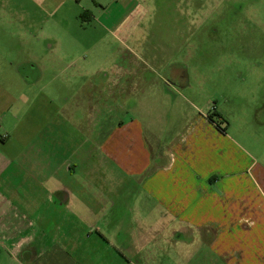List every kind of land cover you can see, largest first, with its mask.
I'll use <instances>...</instances> for the list:
<instances>
[{"label":"crops","instance_id":"0c3cea01","mask_svg":"<svg viewBox=\"0 0 264 264\" xmlns=\"http://www.w3.org/2000/svg\"><path fill=\"white\" fill-rule=\"evenodd\" d=\"M68 1L109 30L120 23L110 13L137 0ZM47 2L55 19L63 7ZM84 81L80 93L61 94L56 117H42L40 145L25 133L18 183L4 178L16 159L4 155L13 133L0 126V264H264V171L225 161L226 134L205 113L163 150L153 135L152 147L143 124L112 116L99 86Z\"/></svg>","mask_w":264,"mask_h":264},{"label":"rangeland","instance_id":"374dc122","mask_svg":"<svg viewBox=\"0 0 264 264\" xmlns=\"http://www.w3.org/2000/svg\"><path fill=\"white\" fill-rule=\"evenodd\" d=\"M58 4L51 19L47 0H0V126L13 133L2 150L16 159L5 181L24 179L25 133L40 145L44 116L56 117L61 94L80 93L84 80L99 86L103 108L138 120L162 150L190 120L217 112L226 120L225 161L264 171V0H137L110 13L111 22L120 20L110 31L80 19L78 4ZM113 77L122 84L107 82ZM71 83L74 91L58 92Z\"/></svg>","mask_w":264,"mask_h":264},{"label":"trees","instance_id":"16d2710c","mask_svg":"<svg viewBox=\"0 0 264 264\" xmlns=\"http://www.w3.org/2000/svg\"><path fill=\"white\" fill-rule=\"evenodd\" d=\"M213 115L218 116L220 118H222V116L216 112V113H214L212 115L211 114L209 115V120H210L211 123H213L214 125H216V127H217L218 130H220L221 132H225L226 126L223 127L222 126V123H225L226 120L223 118L220 122L219 121H215Z\"/></svg>","mask_w":264,"mask_h":264}]
</instances>
